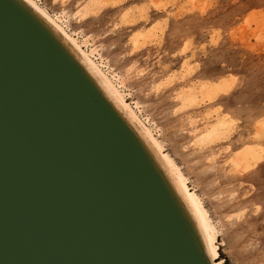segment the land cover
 <instances>
[{"label":"water","instance_id":"water-1","mask_svg":"<svg viewBox=\"0 0 264 264\" xmlns=\"http://www.w3.org/2000/svg\"><path fill=\"white\" fill-rule=\"evenodd\" d=\"M0 264H200L142 156L5 0Z\"/></svg>","mask_w":264,"mask_h":264},{"label":"rangeland","instance_id":"rangeland-1","mask_svg":"<svg viewBox=\"0 0 264 264\" xmlns=\"http://www.w3.org/2000/svg\"><path fill=\"white\" fill-rule=\"evenodd\" d=\"M37 2L137 103L214 224L220 264H264V0ZM198 84L215 97L188 102ZM221 116L226 138L201 136ZM248 146L261 157L233 172L228 158Z\"/></svg>","mask_w":264,"mask_h":264},{"label":"bare ground","instance_id":"bare-ground-1","mask_svg":"<svg viewBox=\"0 0 264 264\" xmlns=\"http://www.w3.org/2000/svg\"><path fill=\"white\" fill-rule=\"evenodd\" d=\"M5 1L33 27L67 64L91 92L127 142L142 156L190 236L200 264H220L217 257L218 244L215 241L217 230L214 224L203 210L195 191L189 188L187 178L180 165L164 149L155 132L139 115L136 109L137 103L126 99L121 84H117L115 79L110 77L105 71L106 69L104 70L102 65L96 61L93 50L87 49L85 41L79 40V36L69 31L57 15L48 12L37 0ZM205 85L198 84L199 87L196 89L188 87L181 94L191 103H195L196 93L205 95L209 100H212L216 93L209 94L210 88ZM216 86L218 87V85ZM211 115L209 113L207 117ZM225 116L215 117V121L201 136L206 135L210 139L222 140L226 134L225 131L227 132L226 127L229 125V120ZM257 152L258 147L252 146L234 151V155L228 158L234 166H232V171L239 173L249 169V164L252 162L250 158L257 162V159L261 157V154Z\"/></svg>","mask_w":264,"mask_h":264}]
</instances>
